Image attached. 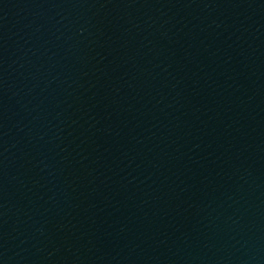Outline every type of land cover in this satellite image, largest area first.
<instances>
[{
    "label": "water",
    "instance_id": "1",
    "mask_svg": "<svg viewBox=\"0 0 264 264\" xmlns=\"http://www.w3.org/2000/svg\"><path fill=\"white\" fill-rule=\"evenodd\" d=\"M0 264H264V0H0Z\"/></svg>",
    "mask_w": 264,
    "mask_h": 264
}]
</instances>
